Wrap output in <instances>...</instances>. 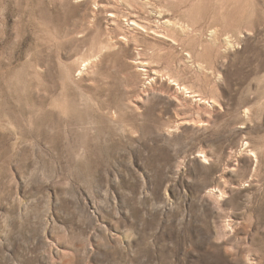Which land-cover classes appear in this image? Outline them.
I'll return each instance as SVG.
<instances>
[{"label": "rangeland", "instance_id": "rangeland-1", "mask_svg": "<svg viewBox=\"0 0 264 264\" xmlns=\"http://www.w3.org/2000/svg\"><path fill=\"white\" fill-rule=\"evenodd\" d=\"M154 2L0 0V264H264V0Z\"/></svg>", "mask_w": 264, "mask_h": 264}, {"label": "bare ground", "instance_id": "bare-ground-1", "mask_svg": "<svg viewBox=\"0 0 264 264\" xmlns=\"http://www.w3.org/2000/svg\"><path fill=\"white\" fill-rule=\"evenodd\" d=\"M142 2H143V4H145V5H155V0H141ZM128 2V1H127ZM104 3H107V2H100V5L102 6V7H107V5H105ZM131 3H132V1H131ZM99 4V3H98ZM165 14V13H164ZM114 18V19H113ZM119 19V15L118 14H115V15H113V16H111V18H110V20L111 21H117ZM127 21H129V23L131 24V25H134V31H139V29H141V28H144V25H142V24H138L137 23V21L136 20H134V19H128ZM130 21H132V23L130 22ZM144 62L143 61H139V62H137L136 64H138V66H142V67H145L146 65L145 64H143ZM141 71H143V72H148V70H146L145 68H143V70H141ZM181 89V88H180ZM184 89H186V88H184ZM206 158V157H205ZM222 193V192H221ZM222 195V194H221ZM210 196H212V197H214V198H217L218 196H217V194H216V192L213 190V191H211L210 192Z\"/></svg>", "mask_w": 264, "mask_h": 264}]
</instances>
